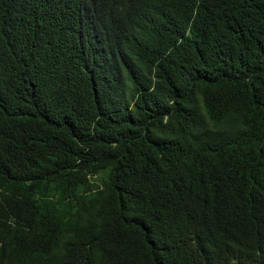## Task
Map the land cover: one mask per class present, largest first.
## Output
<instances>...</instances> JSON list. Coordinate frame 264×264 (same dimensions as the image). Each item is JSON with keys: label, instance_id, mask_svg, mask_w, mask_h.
I'll use <instances>...</instances> for the list:
<instances>
[{"label": "trees", "instance_id": "16d2710c", "mask_svg": "<svg viewBox=\"0 0 264 264\" xmlns=\"http://www.w3.org/2000/svg\"><path fill=\"white\" fill-rule=\"evenodd\" d=\"M0 264H264V0H0Z\"/></svg>", "mask_w": 264, "mask_h": 264}]
</instances>
